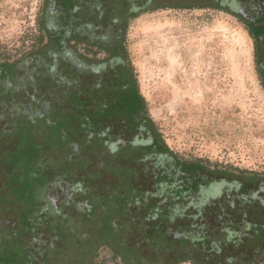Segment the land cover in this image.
Instances as JSON below:
<instances>
[{"label": "rangeland", "instance_id": "1", "mask_svg": "<svg viewBox=\"0 0 264 264\" xmlns=\"http://www.w3.org/2000/svg\"><path fill=\"white\" fill-rule=\"evenodd\" d=\"M58 1L68 16L71 13L70 19L73 12L78 18L81 0ZM198 1L206 5L213 0ZM249 1L224 3L223 9L232 14L213 8H163L137 17L128 13L125 46L146 101V116L170 150L183 160H206L211 169L218 165L236 169L235 174L250 172L247 177L260 190V181L253 177L264 175V88L254 39L244 21L252 12L264 15V7L257 0ZM45 4L46 0H0V61L23 62L36 54ZM132 5L134 0H121L114 9L110 7L111 14L122 7L128 11ZM61 42L58 50L64 48ZM27 76L37 77V72H26ZM55 93L61 106L75 103L71 116L64 109L55 114L57 102L52 103L51 97ZM81 93L79 85L64 76H60V88L46 93L30 82L25 85L14 67L0 66V128L5 127L0 130V264H41L45 253L53 249L55 235L47 220L51 224L56 219L51 207L44 214L42 202L44 193L70 179L64 175L67 169H59L61 176L55 173L54 168L61 165L58 157L69 148L74 154L88 148L86 140L101 131L95 128L94 114ZM35 100L47 107V119L31 121L24 114ZM214 186L204 196L214 197L213 191L218 196L219 187ZM102 194L103 207H92L90 201L79 207L73 229L80 228L86 218L98 217L95 213L112 212L120 199L121 204L141 201L144 206L149 200L134 189L118 199L112 190ZM93 208L98 211L93 213ZM252 210L247 211L252 221L262 223L264 215L256 216ZM170 245L173 249L174 244ZM108 256L103 252L101 259L111 263Z\"/></svg>", "mask_w": 264, "mask_h": 264}, {"label": "trees", "instance_id": "2", "mask_svg": "<svg viewBox=\"0 0 264 264\" xmlns=\"http://www.w3.org/2000/svg\"><path fill=\"white\" fill-rule=\"evenodd\" d=\"M173 1L174 2L171 0H134L136 5L137 3L141 5L132 17H137L140 13L152 12L163 8H213L225 11L221 6L224 3H233L235 0H213L206 5L200 4L198 0ZM257 1L264 7V4H262L264 0ZM249 2H252V0ZM256 5L259 7L258 4ZM225 12L232 14L229 11ZM252 14L249 21L245 20L244 24L247 26L249 33L254 39L257 72L264 88V15H262V12H260V14L259 12H252ZM235 15L237 16V13H234V16ZM125 21L127 27L128 17H126ZM126 27L120 44L115 45V49L119 48L124 54L127 66L126 74L134 89V93H132L134 97H131L129 93L130 97L133 99L134 103H137L136 108L142 111V114L146 116V101L140 93L136 75L128 60L125 46ZM44 28L45 25L41 22L40 30L43 31ZM44 40L45 36L42 35L39 38L40 45L44 43ZM109 51H113L112 46H110ZM0 66L15 67L7 60L0 61ZM127 93L128 92L122 93V101L131 102L132 100L127 97ZM73 104L75 105L74 102ZM81 104H83V102H81ZM82 111L86 112L87 110ZM72 114L73 113L68 115L71 116ZM100 116L101 115H95L92 120L96 126L95 128H99L98 130H101ZM73 119L75 120V118ZM146 121L151 127V132L155 138L150 148L145 151L143 150L142 153L136 155V157H131V153L125 155L119 154L118 152L115 155L108 154L105 149H103L105 142L101 137V131H96L90 141L86 140V142H89L87 144L88 148L85 147L75 154H68L70 151L69 148V150L64 151V153L67 154H62V158L58 157L59 165H61L60 167L57 165V168H54L57 170L55 173L61 176L59 169H67L64 175H67L70 179L66 181L70 182L72 186H80L79 190L74 189V191L78 194V201L82 198L84 204L83 202L80 204L79 202H75L74 198H66V200H68L62 203L61 210L59 211L53 199L56 195L55 188L44 193L45 202L42 199L44 214L46 215V212L49 210L48 207H51L50 210L53 211V215L58 214L60 216H54L56 221L53 223L51 222V224L50 221L47 220L49 223L48 225L51 226V233L55 235V240L52 251L45 253L46 255H44V260L40 262L41 264H101L99 263V255L104 250L111 252L114 259L121 258V264H130V262L137 259L139 254L142 255V260H139L141 264H143V262L145 264L146 261L151 263L150 258L144 257L145 254L147 256L149 255L146 252L148 249L151 248V250L154 251L167 253L182 250L185 248L184 242L186 240L188 241V236L199 227H205V234L207 235L208 233L213 234L218 231L217 225L219 220L232 224L235 223V219L238 218V220L242 219L243 223H246L244 216L246 214L248 215L247 211L249 208L254 209V211H252L256 216L264 215V200L258 195H252L250 190L247 189V184L241 189L240 193L233 196L238 198L244 197L245 199L249 197V201L247 200L249 204L247 203L246 206L235 205L234 208L233 202H228L227 204L220 203V201L210 202L204 210L205 222L203 225H200L198 221L199 219H203L193 216L190 214V211L187 212V216L182 218V215L186 213V211L183 210L184 208L186 210V206H183L184 208L181 209L184 212L179 211V215H175L174 209L177 206L182 204L183 201H188V199L190 201L192 196L201 193L202 188L207 190L218 178H230L232 176L248 178L247 175H249L250 172L242 170L239 171V174H235L237 170L232 167H221L216 165L211 169L210 162L206 160H183L166 145L152 119L148 118ZM77 125V128H80V125ZM81 141H84V139ZM73 143L74 141L71 143L72 146L74 145ZM152 151H156L158 154H164V157H166L170 163L166 169L159 168L153 172L152 170H147L138 166ZM130 158L133 159L132 162L136 165L133 166L131 163L125 161ZM167 170L172 172H168ZM72 175L73 177H71ZM253 178H257L258 181L264 185V175H256ZM149 182L151 184H147ZM262 188L264 189V186H262ZM105 189L114 191L116 197H121L130 189H134L139 191L140 195H144V199L147 197L149 200L146 202L147 206H144L145 204L141 201L137 203L138 205H131V203L127 204L128 202L121 204L120 199V203H117V208L112 212L98 215L95 213L98 217L92 216L91 218H86L82 222L83 225H80V228L74 227L73 229V224L76 226V218L79 215L78 209L80 206L88 204L90 201L94 204L92 207L98 209L103 207L102 193ZM66 204L69 206H67V208H69L68 210H65ZM239 207L242 208L239 210ZM98 209L96 210L93 208V213L98 211ZM62 212L66 214H62ZM136 213L138 216L134 217ZM169 217H173L171 222L168 221ZM195 218L198 219L196 220L197 223H194ZM252 219L254 218H250L249 216V255H251L250 251H258L260 247H264V219L262 223L253 222ZM146 223H148V225H146ZM86 228H90L89 230H92L93 234H100L101 243L99 245H92L90 248L86 245L84 246L80 231ZM226 229L232 228L228 226ZM134 230L141 235L142 241L140 246L135 243L128 244L126 241L127 238L130 239L132 237ZM225 232L229 234L230 230H225ZM176 236L178 238H176ZM200 238L201 244H204L206 247L209 246L207 243L208 238ZM227 242L231 241L227 239ZM171 243L174 244L173 249L171 248ZM196 245L199 246V243ZM188 247L189 246H187L186 249H188ZM204 249V251L197 250L196 252V254L199 255V264H204L201 263L204 255L207 257L210 253H213L208 250V248ZM78 254L88 256H84V259L76 262L75 258H77ZM259 263L264 264V258L261 259Z\"/></svg>", "mask_w": 264, "mask_h": 264}, {"label": "flooded vegetation", "instance_id": "3", "mask_svg": "<svg viewBox=\"0 0 264 264\" xmlns=\"http://www.w3.org/2000/svg\"><path fill=\"white\" fill-rule=\"evenodd\" d=\"M120 1L92 0L90 2V0H81V3L77 5L79 6V16L74 19L75 15L73 12L72 20L69 18L71 13L68 16L66 10L64 11L61 8V3L58 0H46L42 17V23L45 25L43 30V35L45 36L44 43L39 44L40 48L36 54L28 56L23 62L17 61L10 63L15 66V69L20 71V76H22V81L25 85H28L30 82L34 89H40L46 93H52L57 88H60V76L72 79V81L79 85L81 94L85 95V102L91 114H94V116L101 115V137L105 142L103 149L110 155H115L118 152L122 155L131 153V157H136L143 150L145 151L150 148L155 137L151 132V127L147 124L146 120L148 117L136 108L137 103H134L131 98L134 89L126 74L127 66L124 54L119 48L115 49V45H119L123 37V32L126 27L125 20L128 17V13L131 15L136 13L141 4L137 3V7L136 5H132L133 7L130 6L128 11L122 7L117 9L115 14H111L112 10L110 7L112 6L111 8L114 9V6L120 3ZM84 6L86 9H84ZM221 7L223 8V6ZM111 15H115L114 18H111ZM59 34H62V38L59 37ZM58 40L64 44L62 50H58L56 47L59 42ZM110 46L113 48L112 52L109 51ZM30 71H36L37 77L27 76L24 78V74ZM39 71L44 72V74L41 75L38 73ZM27 80L28 82L26 84ZM5 86L6 88H10L9 85ZM124 92H128L127 97L132 100L131 102L122 101V93ZM56 94L51 96L53 99L52 103L56 104L57 102L58 110H55L56 115L63 109L67 114L76 111V106L71 101H67L66 105H63L64 107L61 106L63 102L59 99V95ZM38 103V100H35L34 104H28L29 107L26 105L25 107H28L29 111H24L23 109L24 114L31 121L42 118L44 120L47 119L46 114L48 112L45 109L47 107L42 105L43 102L41 104ZM4 128H0V130H4ZM170 160L172 161L171 158ZM125 161L131 163L133 166L136 165L132 162V158ZM169 164L164 154H158L156 151H152L143 162L137 165L154 172V170L159 168L166 169ZM147 184L151 183L149 182ZM246 184L248 187L246 188L250 190L252 195H258L260 197L258 192L261 189L264 193V189L262 188L264 185L261 182V189L256 190L252 180H249V178L233 176L230 178L220 177L210 186L217 185L214 187H219L218 191L220 192L217 194L218 196L213 194L214 191L211 193L214 197H211L210 194L209 196H204L206 189L202 188L201 193L192 196L191 202L188 199V201H183L182 204L177 206L174 209V214L179 215V211H182L183 206H186V210L185 208L183 209L186 213L182 215V218L187 216V212L190 211V214L193 216L203 219L198 220L195 218L194 223H197L196 220H198L199 224L203 225L205 222L204 210L210 202L220 201V203L226 204L233 202L234 208L235 205L246 206L247 203L249 204L247 202V200L249 201V197L245 199L244 197L238 198L233 196L240 193ZM74 189L79 190L80 186H72L68 181L64 185H57L55 188L56 195L53 199L59 211L61 210L62 203L68 200L66 198H74L75 202H79L78 194ZM67 206L66 204L65 210L69 209ZM241 208L239 207L238 209L240 210ZM62 214L66 213L62 212ZM54 216L60 215L54 214ZM244 218L246 223H243L242 219L238 220V218L235 219L236 224H228L227 222L219 220L217 225L218 231L213 234L208 233L206 235L205 227L195 229L188 236V241L186 240L184 242L185 248L182 250L167 253L154 251L150 248L146 251L149 255L147 256L145 254L144 257L150 258L151 263L146 261L145 264H199V255L196 252L197 250L204 251V248H208V250L213 252L207 257L204 255L201 261L204 264H260V260L264 258V247H260L258 251H250L251 255H249V213ZM228 226L232 229H226ZM89 229L86 228L80 231L81 237H83L82 242L88 248L101 243L100 234H93L92 230ZM225 230H230V233H226ZM133 232L132 237L130 239L127 238L126 241L128 244L135 243L140 246L142 241L141 235L136 230ZM200 237L208 238L207 243L209 246L206 247L204 244H201ZM176 238L178 237L176 236ZM227 239L231 242H227ZM197 243H199V246L196 245ZM186 245L189 246L188 249H186ZM103 252L109 254L108 257L112 264L122 263V259H114L111 252L104 250L101 254ZM101 254L99 255V263L111 264L108 261L105 262L102 260ZM84 256L88 255L78 254L77 258L74 257L75 261L84 259ZM141 256L139 254L137 259L130 262V264H141L139 262V260H142Z\"/></svg>", "mask_w": 264, "mask_h": 264}]
</instances>
